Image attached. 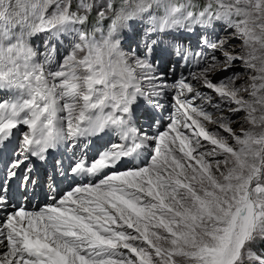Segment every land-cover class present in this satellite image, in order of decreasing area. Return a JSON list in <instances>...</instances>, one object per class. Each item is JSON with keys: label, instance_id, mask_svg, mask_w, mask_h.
Returning a JSON list of instances; mask_svg holds the SVG:
<instances>
[{"label": "snow or ice", "instance_id": "obj_1", "mask_svg": "<svg viewBox=\"0 0 264 264\" xmlns=\"http://www.w3.org/2000/svg\"><path fill=\"white\" fill-rule=\"evenodd\" d=\"M130 21L208 33L171 44L197 70L167 84ZM258 242L264 0H0V264H264Z\"/></svg>", "mask_w": 264, "mask_h": 264}, {"label": "rangeland", "instance_id": "obj_2", "mask_svg": "<svg viewBox=\"0 0 264 264\" xmlns=\"http://www.w3.org/2000/svg\"><path fill=\"white\" fill-rule=\"evenodd\" d=\"M119 0H117V3ZM198 3H203V0H196ZM146 21V18H145ZM145 21H130L129 28L125 29L122 33V44L127 50L129 47L136 49L138 52L144 49L145 41H149L151 39H157V45L154 46L152 59L157 64V70L159 73H163L165 82L167 84H172L176 82L181 76H188L189 71H196L197 68L194 63L185 64L183 60L179 57H176L173 49L171 48V44H179L184 48H187L191 52H198L200 49L197 47L198 41H200L203 36H208V33H204L203 36L199 34H181L179 32L172 34H161L157 37L155 34H146V29L148 27ZM231 30L224 31L219 25L216 26L215 36H227L229 35ZM215 36H211L210 38H215ZM239 43L238 41L236 42ZM36 44L42 46V39H36ZM65 47L67 45L65 44ZM59 55H66V52L63 48L60 49ZM174 91L171 89H167L165 94L160 97V103L163 105L161 109H156L155 123H152V127H148L151 121L146 117H141L139 123L144 126V128L150 133L155 134L157 131H163L164 126L168 123V116L172 114L173 109L171 105L174 103ZM112 142H117L113 137ZM103 147H108L109 144L106 141H94V146L92 148V152L94 153L96 149ZM60 158V157H58ZM62 160L67 159L66 156H61ZM55 159V158H53ZM56 160V159H55ZM54 160V161H55ZM53 161V160H52ZM127 167H131L128 165ZM123 170V169H121ZM66 183V182H65ZM63 183L62 191H66L68 186H65ZM44 200H35L31 202L32 205H43ZM28 205V208L31 209L32 205ZM30 206V207H29ZM28 209V210H29ZM258 248H264V243L258 242Z\"/></svg>", "mask_w": 264, "mask_h": 264}, {"label": "bare ground", "instance_id": "obj_3", "mask_svg": "<svg viewBox=\"0 0 264 264\" xmlns=\"http://www.w3.org/2000/svg\"><path fill=\"white\" fill-rule=\"evenodd\" d=\"M98 143H99V141H98ZM58 157L61 158V155L59 154V151H58ZM58 157H57V158H58ZM55 159H56V158H55ZM55 159H51V161H52V160L54 161ZM65 186H68L67 183H65ZM61 191H62V189H61ZM39 199H40V198H39ZM39 199H37V200H39ZM37 204H38V203H37ZM37 204H36V205H37ZM31 205H32V204H31ZM29 207H30V206H29ZM30 208H31V207H30ZM28 209H29V208H28ZM29 210H31V209H29Z\"/></svg>", "mask_w": 264, "mask_h": 264}]
</instances>
